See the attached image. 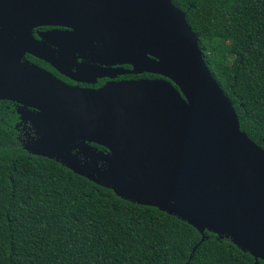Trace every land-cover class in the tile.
I'll return each mask as SVG.
<instances>
[{
    "label": "water",
    "instance_id": "95a60500",
    "mask_svg": "<svg viewBox=\"0 0 264 264\" xmlns=\"http://www.w3.org/2000/svg\"><path fill=\"white\" fill-rule=\"evenodd\" d=\"M42 26L71 29L64 39L102 44L110 65L161 78L68 86L22 60L29 52L54 65L32 36ZM0 101L29 125L27 153L186 222L197 246L208 232L264 261V150L240 130L172 0H0Z\"/></svg>",
    "mask_w": 264,
    "mask_h": 264
},
{
    "label": "trees",
    "instance_id": "16d2710c",
    "mask_svg": "<svg viewBox=\"0 0 264 264\" xmlns=\"http://www.w3.org/2000/svg\"><path fill=\"white\" fill-rule=\"evenodd\" d=\"M172 2L240 130L264 150V0ZM29 133L16 105L0 101V264H187L201 240L197 230L27 153L21 141ZM204 234L188 264H264Z\"/></svg>",
    "mask_w": 264,
    "mask_h": 264
},
{
    "label": "flooded vegetation",
    "instance_id": "af4514ba",
    "mask_svg": "<svg viewBox=\"0 0 264 264\" xmlns=\"http://www.w3.org/2000/svg\"><path fill=\"white\" fill-rule=\"evenodd\" d=\"M70 32L71 29L56 26L34 28L33 38L41 42L54 56V65L30 55L29 52L25 53L23 62L33 64L49 72L64 84L79 89L98 90L112 83L161 78L148 73L136 74L133 67L128 64L110 65L109 61L101 55L102 44L94 43L92 46L74 44L64 39L66 36L61 35ZM48 33L56 34L53 43L43 38ZM15 105L18 109V105ZM25 126L28 128L29 125L25 124Z\"/></svg>",
    "mask_w": 264,
    "mask_h": 264
}]
</instances>
